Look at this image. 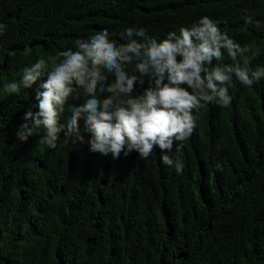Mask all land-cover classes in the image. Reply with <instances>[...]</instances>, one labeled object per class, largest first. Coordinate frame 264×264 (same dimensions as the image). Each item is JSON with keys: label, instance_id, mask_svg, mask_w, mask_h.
Returning <instances> with one entry per match:
<instances>
[{"label": "trees", "instance_id": "1", "mask_svg": "<svg viewBox=\"0 0 264 264\" xmlns=\"http://www.w3.org/2000/svg\"><path fill=\"white\" fill-rule=\"evenodd\" d=\"M204 15L248 55L258 52L252 66L264 67V0H0V23L7 25L0 69L11 62L8 71L16 74L105 28L118 44L129 27L159 39ZM249 16L254 23L246 26ZM223 63L231 64L226 52ZM78 94L75 103H82ZM229 95L227 105L193 110L194 131L168 153L183 162L181 173L160 162L159 147L147 159L134 151L117 159L90 151L83 117V142L62 131L54 149L40 139L16 144L17 119L2 114L27 93L6 99L0 107V264H94L101 252L89 237L107 236L138 190L156 203L158 220L165 204L173 209L181 199L184 228L196 240L211 236L202 264H264V79L252 86L234 81ZM67 113L60 120L67 122ZM213 233L222 237L212 242Z\"/></svg>", "mask_w": 264, "mask_h": 264}, {"label": "clouds", "instance_id": "2", "mask_svg": "<svg viewBox=\"0 0 264 264\" xmlns=\"http://www.w3.org/2000/svg\"><path fill=\"white\" fill-rule=\"evenodd\" d=\"M253 23L250 16L244 18L246 26ZM6 29L0 23V36ZM120 39L124 42L118 44L105 28L77 39L74 49L27 63L16 74L8 71L11 62L3 65L0 107L6 99L27 93L2 114L17 119L13 142L25 146L40 139L39 144L54 149L62 131L83 142V117L90 151L110 153L114 159L134 151L147 159L159 147L160 162L181 173L183 162L168 153L194 131L193 110L229 104L234 81L252 86L264 79V67L252 66L259 53L248 55V48L221 31L219 22L208 15L159 39L143 27L127 28ZM225 52L231 64L223 63ZM78 90L85 97L82 103H75L81 99ZM67 110L70 119L60 120ZM98 153L90 155L99 157ZM155 212L156 203L147 192L134 191L109 234L89 237L91 247L101 252L94 264H202L211 236L196 240L197 233L184 228L181 199L173 209L164 205L163 219ZM217 236L222 237L212 234V242Z\"/></svg>", "mask_w": 264, "mask_h": 264}]
</instances>
